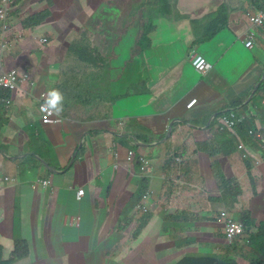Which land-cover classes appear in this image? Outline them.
Returning <instances> with one entry per match:
<instances>
[{
	"label": "crops",
	"instance_id": "0c3cea01",
	"mask_svg": "<svg viewBox=\"0 0 264 264\" xmlns=\"http://www.w3.org/2000/svg\"><path fill=\"white\" fill-rule=\"evenodd\" d=\"M160 3L163 15L149 11L154 24L143 21V33L136 34V53H132L131 46L139 14L134 17V25L113 27L116 35L109 40L110 46L116 42L113 54L95 68L103 72L107 62L108 74L102 75L113 83L115 95L91 104L77 98L69 105L63 103L62 122L54 125L41 120L39 98L51 97L56 89L54 80L63 71L79 68L80 62L72 68L63 63L62 57L66 56L62 44L81 29L63 37L67 27H52L55 19L31 28L26 18L47 11L58 16L59 9L73 7L72 0L15 1L12 31L21 35L22 43L16 46L19 50L14 47L2 57L0 73L24 70L22 73L31 75L35 87L33 92L31 87L21 89L13 106L0 111L2 260L12 256L15 240L22 238L28 242L29 255L10 264H107V254L119 246L111 241L114 234L124 242L133 224L131 248L137 246L139 250L131 256V264H158L155 250L161 251L173 240L174 233L186 234L180 246L196 242L197 253V247L203 246L201 239H218L215 233L222 232L216 213L221 209L232 217L248 210L259 223L254 215L261 216L264 211V160L257 159L253 139L248 137L250 143L241 139L235 129L220 141L214 118L237 110L243 122L253 119L257 132L264 129L260 114L264 107V25L251 29L248 24V16L264 8V0H174L169 6ZM111 4L121 9L115 0H85L88 8L81 12L98 15V25H112L116 9ZM138 4L136 11L142 5H156L151 0ZM110 10L112 19L108 20L106 12ZM217 10L224 14L218 16L219 22L226 25L211 34L217 25L207 16ZM195 21H203L202 26H196ZM249 29L255 37L252 47L246 48ZM86 37L79 40L95 45L98 53L92 56L98 58L103 45ZM44 38L46 44L41 42ZM192 54L206 59L212 65L211 71L206 75L197 72L189 60ZM136 67L146 73L144 79L135 78ZM93 68L89 66L88 71ZM191 100L195 103L188 108ZM104 110L107 117L100 115ZM122 117L130 118L129 122ZM129 143L137 154L131 167L120 165ZM245 154L256 160L250 166L252 182L241 161ZM140 156L149 161L143 175L137 162ZM221 177L236 183L244 181L252 197L263 199L251 198L241 204L236 196L232 203L233 199L219 203ZM140 179L147 183L139 186ZM37 180L50 184L34 185ZM81 187L86 192L78 200ZM137 189L153 193L147 212L135 211L140 200L134 195ZM110 193L111 198L122 194L123 205L114 210V215L106 212L104 202L106 196L110 199ZM167 229L170 238L162 240L160 235ZM219 247L225 251L226 239Z\"/></svg>",
	"mask_w": 264,
	"mask_h": 264
},
{
	"label": "rangeland",
	"instance_id": "374dc122",
	"mask_svg": "<svg viewBox=\"0 0 264 264\" xmlns=\"http://www.w3.org/2000/svg\"><path fill=\"white\" fill-rule=\"evenodd\" d=\"M15 1L16 0H13V3L11 4V11L12 12H13V7L15 5ZM84 1L85 0H72L71 5H73V7L71 9H69L71 6L67 9H64V8L59 9L60 13L58 16H54L53 14H51V16H52L51 19L56 20V24L52 25V27L56 26L60 30L67 27V31L63 32V37H65L66 34H71L72 32H75V30H77V28L81 29V31L78 33V35L76 37L72 36V37H70L68 43L62 44V50H63V52H65L64 55L66 56V57H62V58L66 59L68 57V55L73 56L75 59H80L82 57H89L88 60L79 64V68H77L75 70H68L66 72H63V73H61V75L56 80H54V87L56 88V90L57 89L60 90L58 93L60 96V99H58V100L62 104L65 103L67 105H69L70 101L76 100V98H77V100L78 99L82 100L85 104H91L96 99L98 101H101V99H103V98L111 97V94L115 95L113 87H112L113 83L110 82L108 80V78H106V76L102 75V74H104V75L108 74L107 67H106L107 62L104 63L105 67H104L103 72H101L95 68L96 67L95 65L97 63L101 62L105 57L111 56L113 54V46L116 44V42L111 43V46L109 45V40L111 39V35H113V36L116 35V32L113 31V27L114 28L115 27H121L122 24H124L125 26H128V25H130L129 23H132L134 25V22L137 20L134 17L138 16V14H139L141 19L138 20V22H139L138 27H136L134 25V32L132 35V46H131L132 53H136V50H137V47L135 46V40L137 38L136 34H138L139 32L141 34L143 33V30H142L143 21L147 25L154 24V23H152V19L150 18V15L148 12L153 10V14H157L156 9H155V8H157L156 5H154V8L151 6L144 7V5H142V7L136 11L135 7L139 6L138 3H140V2L142 3V0H115L116 2H118L121 5V9L118 10V8L116 6L111 4V6L116 9V11L113 12L110 10V11L106 12V18L108 20L112 19L110 17L111 12L114 13V15L116 16V19L114 20L115 23L113 22L112 25H110V24H99L98 25V23H96V18L98 15L93 17L90 14H85V13L81 12V11H83L84 7H87L84 5ZM89 1L91 2L92 0H89ZM154 1L155 0H151V3H153ZM157 1L158 0H156L155 3H157ZM172 1H174V0H168V2H172ZM73 8H76V9H73ZM130 9H131V16H128ZM52 10H54V9H52ZM79 13H81V14H79ZM50 23H55V21L51 20ZM195 24H196V26L197 25L202 26L203 21H198V22L195 21ZM151 28L152 27H149L148 31ZM16 33H17V31H10V32H7L3 37L7 40H11L15 36ZM85 36H87V37L91 36L90 39L92 40L93 43L98 44V45H101V44L103 45V47L101 48L102 49L101 54L98 58L92 59L93 56H92V53H91L89 47L87 46V43H85L84 41H81L80 43L75 42L76 40H79ZM61 39H63V38H61ZM21 43L22 42L18 43L17 45H19ZM130 55H131V52H130ZM66 62L68 64H71L68 61H66ZM0 64H2V63H0ZM92 65L94 66V71L93 72L91 70L88 71V67L92 66ZM137 67H136V70H138V72L135 74V78L139 77L140 80L144 79L146 76V73L140 72L143 69L140 67H139V69H137ZM70 68H72V67H70ZM18 71H19V69H18ZM62 77H63V79H62ZM62 82H63V86H61ZM34 87H35V85L31 87L32 92H33ZM24 88H28V87L25 86ZM21 89H23V88H21ZM135 92H137V90H135ZM94 96L96 99H94ZM49 97L45 96L44 99H47ZM41 101L43 102L44 100L39 99V105H40ZM13 104L14 103H11L10 106H13ZM100 115L107 117V112L104 110L100 113ZM227 116H228V118H235L234 114H228ZM122 118H124V121H127V123L130 120V118H126V117H122ZM104 119H107V118H104ZM210 127H212V126H210ZM218 129L220 130L222 128H218ZM249 130H251L253 132V134L250 135V136H253V138H255L254 137L255 133H259L260 137H261L260 132L254 131L252 129H249ZM226 131L230 132V133L232 132L229 129H227ZM255 139H259V138H255ZM260 139H262V138H260ZM45 145H46V143H44V145L42 147V151L44 150ZM256 157L259 160V162H262L258 155H256ZM254 161H256V160H254ZM262 168H263V166H262ZM218 171H219V169H218ZM231 172H233L232 168H231ZM241 183H243L244 188L242 187L243 188L242 193L237 198L241 204L248 202V200L251 198H253L255 201H257L259 199H263V198L258 197L257 195L255 197H252L253 193H251V190L248 191V189L244 186V181L239 182L240 185H241ZM43 184H44V180H37V182L34 183V185H37V186H42ZM131 191H132V189H131ZM112 193H113V190H112ZM112 193L109 194L110 199L107 198V196H106L104 202L106 204V212L110 213L111 215H114V210L119 208L120 205H123V201L121 199V197H122L121 193L119 194V197L111 198ZM147 198H148L147 195L142 196L139 200V204H136L135 208L139 211L141 210V213L148 211V206L146 204H143V202L146 201ZM246 206H247V204H246ZM246 206L244 207V209H246ZM137 210H135V211H137ZM219 217H220V220L217 224L218 227L222 224L223 219H224V217L221 215ZM254 217L259 219L260 223L264 222V211L261 212V216L254 215ZM116 220H117V218L115 216L114 221H116ZM131 227L133 228L134 225L132 224ZM131 227L129 228L128 232L124 236V242H123V239L120 241L119 240L120 237H118V235L114 234V236H113L114 240L111 239V241H112L113 245L118 244L119 246L111 249V251L107 254V257H108L107 264H131V256L134 255L139 250V247H137V246H135V248H131ZM173 231L175 232L176 230L173 229ZM221 232H224V229L221 228ZM169 233H170L169 229H167L165 232L161 233L160 237L162 238V240H168V238H170ZM221 234H223V233H215V235L218 238L216 240L210 241L208 239L209 238L208 236L205 239H201L203 241V246L197 247L198 251H204L206 253H215V254L221 255L223 252V249L220 248L219 245L221 246V243H223V240H224V236H221ZM185 235H186L185 233H174V235H172V236H174L173 240L169 243H166L165 246L162 247L161 251L155 250L156 262L158 264H165V263L166 264H173L174 262H176L178 259H180L184 255L197 254V250L195 249L196 248V242H193V243L189 244L188 246H180V242L183 240ZM189 236H198V233H189ZM122 242H123V244H122ZM143 242L145 243L146 241H143ZM238 262H239V264H247V261L242 260V259H239Z\"/></svg>",
	"mask_w": 264,
	"mask_h": 264
},
{
	"label": "trees",
	"instance_id": "16d2710c",
	"mask_svg": "<svg viewBox=\"0 0 264 264\" xmlns=\"http://www.w3.org/2000/svg\"><path fill=\"white\" fill-rule=\"evenodd\" d=\"M165 3L166 6H169L168 0H158L156 3L157 8L156 13L159 15H163L162 10L159 8L160 2ZM51 2V0H49ZM156 2V0L153 2V4ZM159 3V4H158ZM138 7V6H137ZM158 10V11H157ZM220 15H224L221 11L217 10L214 14L211 16H207V20L214 19L213 24L217 27L214 30H210V33H215L219 29L223 28L226 24L222 21L219 22ZM52 18L51 13L49 11L39 14L36 16H30L26 18V23L30 25V27H34L36 25H39L41 23H44L46 21H49ZM85 43H87L89 49L97 51V48L95 45L88 42L86 39L83 40ZM76 42L80 43V40H76ZM77 43V44H78ZM74 45V44H73ZM15 49L19 50V47H15ZM18 53H21V51H18ZM98 53V52H96ZM95 58V56L92 57V59ZM87 58L82 57L80 59H75L73 56L68 55V57L64 60V64L68 67L77 65L78 62L82 63L85 62ZM66 61L70 62L71 64H68ZM63 65V64H62ZM94 71V68L91 70ZM64 72V71H63ZM62 72V73H63ZM107 78V77H106ZM63 86V82L61 84ZM109 87V86H108ZM56 90V89H55ZM53 91V90H52ZM51 91V92H52ZM57 91H60L57 89ZM7 95H11V93H8ZM130 96L128 93H126V97ZM52 97H50L46 102L55 110H57L59 113L64 109L63 104L57 100L54 105L50 104L49 101ZM94 99L95 96H94ZM264 99V98H263ZM103 100V99H101ZM231 113H234L235 116L237 115V110H232ZM230 114V112L228 113ZM260 114L262 116L261 122L264 126V107L260 109ZM238 116V115H237ZM219 127H215V132L219 133L221 137L219 140L221 141L223 138H225L224 134H228L226 131L227 129H218ZM252 129L254 131H257V128L255 127V123L253 119L249 118L247 119V122H243V120L240 123H237V126L235 127V130L237 134L241 137V139L248 140L250 143L249 138H252V142L255 144L254 146L257 148V154L260 157V159L264 160V129L261 132V138L260 140L253 138V136L248 135V130ZM221 131V132H220ZM245 133V134H243ZM241 161L245 162V167L247 169V177L248 180L250 179V182H252L250 170L251 167L255 164V161L250 158V156L244 155V157H241ZM251 166V167H250ZM220 174V173H219ZM141 183L146 184L147 181H141ZM250 186V184H249ZM221 187H222V199H217V201L220 203V201H224L225 203L228 202V200H231L233 198H236V196H240L242 193V186L239 183H236L233 179H225L224 177H221ZM137 198L142 196V191H137L134 194ZM235 199L231 200L230 203L234 202ZM138 211V210H137ZM222 210H219L216 214L222 212ZM135 212V211H134ZM139 212V211H138ZM128 213V212H127ZM136 213V212H135ZM130 218V217H127ZM237 221H239L244 226V232L240 234V236H237L236 238L232 239L229 242H226V249L221 255H209L208 253L204 251H199L197 254H188L182 256L180 259H178L173 264H239V259H244L248 261V264H264V222H261L258 224L255 223V219L251 216V212L248 210H243L237 214L236 217H233ZM129 220V219H128ZM254 226L256 231H250V228ZM137 234V233H135ZM221 236H224V233L221 234ZM2 245L0 244V262L1 264H10L11 262H14L19 259L26 258L29 255V246L28 242L22 238H18L15 240L14 247L12 250V256L8 260H2Z\"/></svg>",
	"mask_w": 264,
	"mask_h": 264
},
{
	"label": "built area",
	"instance_id": "2783aa9c",
	"mask_svg": "<svg viewBox=\"0 0 264 264\" xmlns=\"http://www.w3.org/2000/svg\"><path fill=\"white\" fill-rule=\"evenodd\" d=\"M13 0H0V63L4 62L2 58L5 56L8 51L12 50L16 45L21 41V35H15L11 40L5 39L3 36L12 31V11L11 4ZM248 24L250 28H259L264 25V8L262 10L257 11L248 16ZM249 29L246 34V42L245 47L251 48L253 45V39L255 37L254 32ZM43 44L47 43V39L41 40ZM190 62L192 63L195 70L199 73L205 74L212 69V65L201 56L192 55ZM24 71V70H23ZM22 71V72H23ZM19 72L17 69H11L9 71H2L0 73V106L2 105V101L6 107H9L11 103H13V99L11 98H3L4 93H17L21 88L32 87L35 85V82L32 80V77L27 72ZM45 95L40 96L39 99H44ZM195 103V100H191L187 107L192 106ZM2 107V106H1ZM39 110L41 113V120L44 123H55L60 121V116L56 114V111L50 107L48 104L44 103V101L40 103ZM232 114V113H230ZM242 118H228V116H223L220 120V125L222 128L229 129L233 132L237 123H240ZM249 135H252L253 132L251 130L248 131ZM255 138H261L259 133H255ZM242 148V146H239ZM128 154L131 155V152ZM49 182L44 181L43 186H47ZM81 196H84L85 192L83 189L80 190ZM221 216L224 217L222 226L224 228V234L228 239H233L234 237L241 234L243 231V225L239 221L232 220L230 218L225 217V212H221ZM220 220V217H219Z\"/></svg>",
	"mask_w": 264,
	"mask_h": 264
},
{
	"label": "clouds",
	"instance_id": "9594fccd",
	"mask_svg": "<svg viewBox=\"0 0 264 264\" xmlns=\"http://www.w3.org/2000/svg\"><path fill=\"white\" fill-rule=\"evenodd\" d=\"M48 41V40H47ZM90 51H91V53L92 54H96V51H94V50H91L90 49ZM192 55H194V54H192ZM191 59V58H190ZM189 59V60H190ZM192 64V63H191ZM211 71V70H210ZM209 71V72H210ZM208 73V72H207ZM207 73H205V74H203V75H206ZM8 93H4L3 94V98H11L12 97V99H13V103H14V99H15V95H16V93L15 94H11V95H7ZM123 95H126V93L125 94H123ZM51 99H50V101H49V103L50 104H52V105H54L55 103H56V101L58 100V99H60V96H59V94H58V92L56 91V90H53L52 92H51ZM50 98V97H49ZM49 98H47L46 100H44V103H46V104H48L46 101L49 99ZM49 105V104H48ZM2 106V107H1ZM0 106V111L1 110H6V111H8L12 106H9V107H6L5 106V104L3 103V101H2V105ZM50 106V105H49ZM193 106V105H192ZM192 106H190V107H188V108H191ZM51 107V106H50ZM54 109V108H53ZM55 110V109H54ZM40 111V110H39ZM56 111V114L57 115H59L60 116V113L57 111V110H55ZM231 113V111H227V113L225 112V113H223V114H221V115H219V117H216V118H214V121H217V123H218V125L220 126V128H222L221 127V125H220V120H221V118L223 117V116H227L228 115V113ZM232 114H234V113H232ZM235 115V114H234ZM236 118H241V117H239V116H235ZM60 121H58V122H55V123H51V124H60L61 122H62V118L60 117ZM243 120V119H242ZM223 129V128H222ZM249 131V130H248ZM259 140V139H258ZM127 141H129L128 139H127ZM129 142H131V141H129ZM130 144V146H129V148L130 149H127V151H126V154L122 157V159H123V161L125 162H120V165H127L128 167H131L133 164H134V162H135V160H136V157H137V154L134 152V150L133 149H131V148H134L135 149V147H132V145H131V143H129ZM239 146H242V145H239ZM238 146V147H239ZM242 148H243V146H242ZM246 151V150H245ZM129 152H131V155L130 154H128ZM137 162L139 163V170H140V172H141V174L143 175V171L145 170V166H147L148 164H149V161H148V159L147 158H144V157H142V156H140L139 158H137ZM115 168H116V166H114ZM7 180H9V178H7ZM46 182H48V181H46ZM49 184H50V182H49ZM44 187H46V186H44ZM81 189H83L84 190V192H86V190H85V188L84 187H81L78 191H77V199L78 200H81L84 196H81V194H80V190ZM85 195V194H84ZM144 195H147L148 196V198H147V200L146 201H144L143 202V204H148V202L150 203L151 202V200H152V195H153V193H152V191H150L149 189H147V190H145L144 192H142V196H144ZM141 196V197H142ZM140 197V198H141ZM148 207H149V205H147ZM148 211H149V209H148ZM222 212H225V217L226 218H230V219H232V220H235V221H237L236 219H234L231 215H229L225 210H223ZM221 215V212L220 213H218L217 214V222H219V216ZM260 223V222H259ZM259 223H258V225H259ZM220 228H222V229H224L223 228V226H222V224L220 225ZM250 231H252L251 230V228H250ZM254 231H256V229L254 230ZM242 232H244V226H243V231ZM242 232H241V234H242ZM222 233H224V232H222ZM238 236H240V235H238ZM237 237V236H236ZM236 237H234V238H236ZM233 238V239H234ZM224 239H226V242H229V241H231L232 239H228L226 236H225V234H224ZM244 260V259H243ZM247 261V260H246ZM247 264H248V261H247Z\"/></svg>",
	"mask_w": 264,
	"mask_h": 264
}]
</instances>
